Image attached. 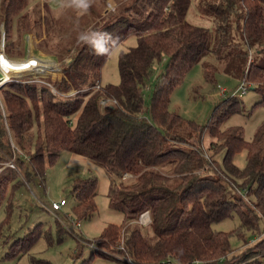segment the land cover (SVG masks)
<instances>
[{"label": "trees", "instance_id": "trees-1", "mask_svg": "<svg viewBox=\"0 0 264 264\" xmlns=\"http://www.w3.org/2000/svg\"><path fill=\"white\" fill-rule=\"evenodd\" d=\"M193 3L214 21L213 43L209 28L189 20ZM0 23L7 57H26L25 37L44 33L55 40L50 56L65 74L41 82L15 78L0 86V161L13 154L21 172L0 173V207L4 203L12 210L22 177L44 184L47 167L67 151L105 168L109 206L125 216L123 224L104 227L89 258L78 264H89L94 255L118 264H264L259 226L264 223V125L250 141L242 127L224 126L244 111L236 96L224 100L206 125L171 110L172 94L192 67L202 63L206 78L216 80L218 65L206 57L233 58L234 32L264 55V0H89L86 9L74 0H0ZM130 37L136 44L118 56L119 83L102 85L101 67ZM164 58L146 108L145 89ZM0 63L7 76L33 69L20 64L18 71L4 70L14 63ZM243 80L260 95L257 105H264V64L249 62ZM102 98L116 103L101 105ZM244 151L241 167L236 157ZM97 185L94 177L73 181L71 210L77 220L94 216ZM144 213L150 217L145 226L139 223ZM234 213L242 228L260 233L240 255L233 254L232 233L214 226ZM56 221L61 235L66 228ZM43 234L38 222L6 241L0 264L18 260Z\"/></svg>", "mask_w": 264, "mask_h": 264}, {"label": "rangeland", "instance_id": "rangeland-1", "mask_svg": "<svg viewBox=\"0 0 264 264\" xmlns=\"http://www.w3.org/2000/svg\"><path fill=\"white\" fill-rule=\"evenodd\" d=\"M108 6L112 9L114 5L108 2ZM60 11L58 9L55 13L59 14ZM40 14L43 18L42 9ZM188 18L195 24L209 28L213 43L216 33L215 23L212 18L203 16L199 12L196 3H193ZM234 34L238 45L233 50V58L231 56L219 61L213 53L206 57L208 62L218 65L219 71L216 73V80L210 81L206 78L202 63L195 65L188 72L186 79L175 88L172 94L171 110L181 114L186 120L195 121L199 125H206L216 108L224 100L229 97H240L244 111L232 115L224 126L226 128L242 127L246 140L250 141L254 138L257 130L264 125V105H257L261 97L252 88H247V94L244 97L241 96V86L247 64L251 61L264 64V55L259 52L256 43H253L250 47L243 41L239 32H234ZM25 40L29 51L26 57L18 59L21 62L14 63L12 67H18L20 64L30 65L26 64V60L22 61L21 59L31 55L29 60H32L33 56H37L44 60L55 61L56 66L62 71V64L53 60L50 56L55 49L54 39L47 37L44 33L40 37L30 33L25 37ZM4 41V26L3 23H0V51ZM135 44V37H130L125 43L120 44L110 52L108 59L99 71L102 85L119 83L118 56L122 50H126ZM42 63L44 64H38V66L47 71L48 65H45L47 63ZM1 67L3 68L2 65ZM164 68L165 58L155 64V72H153L149 85L145 89L146 108H148L150 102L153 83H155ZM51 69L55 70L52 65ZM31 71L36 72L37 70L33 68ZM29 72H18L16 74L28 76ZM222 89L226 90L225 94L221 92ZM189 132H192L190 128ZM210 139L209 136H206L205 146H209ZM12 155L5 161H0V173L9 168L14 170L15 175L20 174L21 176V172L17 170L14 155ZM9 162H12L14 167L9 166ZM236 163L241 167L246 164V151L237 155ZM88 177L97 179L96 212L88 220H77L71 210L74 200L70 194V188L76 178ZM22 179L24 185L12 194V210L7 212L4 203L0 207V228L2 227L0 230V258L5 252L6 241L13 237L23 236L29 228H32L38 222L42 223L47 234H43L26 253L18 260L9 261V264H33V260L42 261L45 264H78L83 259L89 258L92 241L101 234L105 226L108 224L121 225L125 222L124 214L109 206L107 197L109 174L104 167L97 165L85 156L67 151L62 152L54 163L47 167L44 184L40 182L39 178H36L33 182H30L27 178L22 177ZM17 181V179H14L12 184L17 183ZM12 187L10 186V188ZM62 199L67 200V205L56 214L59 217L58 223L66 229L63 234L59 235L57 218L55 213L50 210V206ZM76 222L80 223L79 227L74 225ZM214 226L216 230L232 233L231 246L235 255L243 254L248 246L253 245L260 239L258 231L242 228V219L239 213H234L232 217L216 223ZM259 226L260 231L264 233V223L260 222ZM115 257L119 258L117 255ZM89 264L118 263L115 260L94 255Z\"/></svg>", "mask_w": 264, "mask_h": 264}, {"label": "built area", "instance_id": "built-area-1", "mask_svg": "<svg viewBox=\"0 0 264 264\" xmlns=\"http://www.w3.org/2000/svg\"><path fill=\"white\" fill-rule=\"evenodd\" d=\"M45 1V0H43ZM47 1H52L53 3H57L58 0H47ZM3 54L4 56L6 55L5 52H4V44L2 43L1 45V51H0V54ZM31 55L27 56V58L25 59H21L22 61L23 60H26V64H30L28 65L27 67H33L35 68L37 71L36 72H32L30 71L28 74V76H21V74H11V73H8L9 76H6L5 75V71H3L1 65H0V86L5 83L6 81L10 80V79H15V78H20V77H26V78H29L32 79V80H36V81H43L42 79L43 78H51V79H60L62 76H63V69L62 71H60V69L58 68V66H56V63L55 61H50V60H44V59H41L40 57H37V56H33V59L32 60H29ZM6 57V56H5ZM12 61L13 60H16L18 61V59H11ZM68 61V60H67ZM42 62H46L47 64L45 65H48V69L47 71H45L41 66H38V64H44ZM51 65L55 68L54 69H51ZM14 69V68H13ZM32 74V75H31ZM99 83L95 85V88H99ZM247 88H249V84L248 82L244 81L242 82V86H241V89H242V92H241V96H243L245 93H247ZM53 91H55L53 88H52ZM223 94L226 93V90L225 89H222L221 91ZM75 91H70L68 93V95H72L74 94ZM109 103H112V104H115L116 103V100L114 99H110V98H102L100 100V104L101 105H106V104H109ZM13 162V161H12ZM12 162H9V166L11 167H14V164ZM127 176V175H126ZM67 204V200L65 199H62L60 202H57V203H53L51 206H50V210L55 213V216L59 219V217L57 216L56 213H58L59 211H61L62 207L64 205ZM150 222V217L147 213H144L140 216L139 218V223L142 224V225H147L148 223ZM65 225V224H63ZM76 227H79L80 226V223L79 222H76L74 224ZM119 245H120V248H122V241L119 242ZM131 264H135V263H131ZM198 264V263H197Z\"/></svg>", "mask_w": 264, "mask_h": 264}, {"label": "bare ground", "instance_id": "bare-ground-1", "mask_svg": "<svg viewBox=\"0 0 264 264\" xmlns=\"http://www.w3.org/2000/svg\"><path fill=\"white\" fill-rule=\"evenodd\" d=\"M6 56V55H5ZM2 53L0 54V61L1 60H4V61H6L7 63H8V65H9V63H11V62H13V63H18V62H21V61H16V60H11L9 57H5ZM12 68H14V71H18V67H12V66H8V67H6L4 70H10L11 71V69ZM13 72V71H12ZM5 75L7 76V74L5 73Z\"/></svg>", "mask_w": 264, "mask_h": 264}, {"label": "clouds", "instance_id": "clouds-1", "mask_svg": "<svg viewBox=\"0 0 264 264\" xmlns=\"http://www.w3.org/2000/svg\"><path fill=\"white\" fill-rule=\"evenodd\" d=\"M80 7L87 8L89 0H74Z\"/></svg>", "mask_w": 264, "mask_h": 264}, {"label": "crops", "instance_id": "crops-1", "mask_svg": "<svg viewBox=\"0 0 264 264\" xmlns=\"http://www.w3.org/2000/svg\"><path fill=\"white\" fill-rule=\"evenodd\" d=\"M28 51H29V48H28ZM33 54V53H32ZM247 93H245L244 95H243V97L246 95ZM259 101V100H258ZM26 185H28L29 186V184L28 183H26ZM67 205V204H66ZM66 205H64L63 207H65ZM62 207V208H63ZM62 210V209H61Z\"/></svg>", "mask_w": 264, "mask_h": 264}]
</instances>
